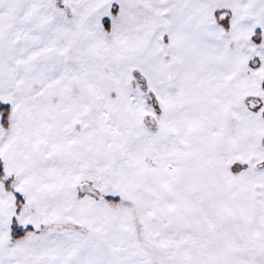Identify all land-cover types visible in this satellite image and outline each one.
<instances>
[{
  "label": "snow or ice",
  "instance_id": "1",
  "mask_svg": "<svg viewBox=\"0 0 264 264\" xmlns=\"http://www.w3.org/2000/svg\"><path fill=\"white\" fill-rule=\"evenodd\" d=\"M0 264H264V0H0Z\"/></svg>",
  "mask_w": 264,
  "mask_h": 264
}]
</instances>
